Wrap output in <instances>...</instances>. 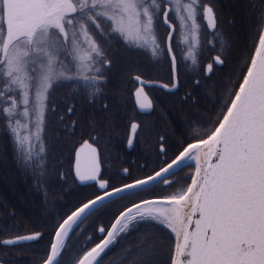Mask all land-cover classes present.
I'll list each match as a JSON object with an SVG mask.
<instances>
[{
	"label": "snow or ice",
	"instance_id": "obj_1",
	"mask_svg": "<svg viewBox=\"0 0 264 264\" xmlns=\"http://www.w3.org/2000/svg\"><path fill=\"white\" fill-rule=\"evenodd\" d=\"M0 190V264H264V0H0Z\"/></svg>",
	"mask_w": 264,
	"mask_h": 264
},
{
	"label": "trees",
	"instance_id": "obj_2",
	"mask_svg": "<svg viewBox=\"0 0 264 264\" xmlns=\"http://www.w3.org/2000/svg\"><path fill=\"white\" fill-rule=\"evenodd\" d=\"M17 176H18V184L22 188L23 187V176L20 175L19 173L17 174ZM0 195H6L8 197L15 198L17 195H19V193L13 192L11 190H7V191L0 190Z\"/></svg>",
	"mask_w": 264,
	"mask_h": 264
},
{
	"label": "flooded vegetation",
	"instance_id": "obj_3",
	"mask_svg": "<svg viewBox=\"0 0 264 264\" xmlns=\"http://www.w3.org/2000/svg\"><path fill=\"white\" fill-rule=\"evenodd\" d=\"M151 98V97H150ZM89 220H91V217H89ZM88 223V221H85V224H87Z\"/></svg>",
	"mask_w": 264,
	"mask_h": 264
},
{
	"label": "rangeland",
	"instance_id": "obj_4",
	"mask_svg": "<svg viewBox=\"0 0 264 264\" xmlns=\"http://www.w3.org/2000/svg\"><path fill=\"white\" fill-rule=\"evenodd\" d=\"M210 38V37H209Z\"/></svg>",
	"mask_w": 264,
	"mask_h": 264
}]
</instances>
